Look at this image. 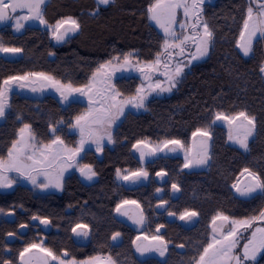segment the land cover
<instances>
[{
    "label": "trees",
    "instance_id": "trees-1",
    "mask_svg": "<svg viewBox=\"0 0 264 264\" xmlns=\"http://www.w3.org/2000/svg\"><path fill=\"white\" fill-rule=\"evenodd\" d=\"M153 3L155 0H110L107 5L97 0H48L44 6L48 23L71 17L79 29L56 44L50 31L40 26L28 25L21 33L11 25L0 27V45L23 52L17 59L0 57V89L10 77L35 71L83 88L100 65L113 57L132 53L139 60L156 59L162 51L164 35L149 20L147 10ZM253 4V0H210L199 4V24L203 21L212 32L209 54L190 68L174 90L148 99L146 111L125 113L114 131V144L104 148L99 183L95 191L85 194L101 210L106 206L112 210L123 200L138 201L147 209L151 232L156 226L153 224H165L163 236L174 245L166 260L150 258L147 264H195L210 242L214 217L224 214L248 219L264 211V195L242 197L232 187L241 176L250 178L244 172L246 168L264 179V72L260 70L264 67V39L254 41L248 56L238 47L247 9ZM133 72L117 71L105 79L113 77L115 88L127 97L136 94L139 84L145 81L143 73H155L147 69ZM44 97L36 103L14 94L0 122V158L8 155L24 124L31 125L39 138H46L50 125H70L86 109V103L76 98L64 101L52 93ZM239 112L255 118V133L247 151L229 141L226 126L215 123L217 113ZM198 129L210 132V159L205 168L190 170L184 167L182 156L160 155L145 164L150 173L147 183L128 187L116 181L117 170L135 171L142 166L133 153L137 142L178 139L187 146ZM159 175H163V185L168 190L170 210L177 214L195 211L192 224L184 225L178 220L168 223L155 215L154 190L161 181ZM173 184L179 188L177 196L170 194ZM57 203L60 200L48 199V205ZM101 217V221L106 220ZM102 226L110 227L108 223ZM175 244H183L185 251H178ZM108 245L109 238L101 236L99 250L107 251ZM117 249H113L115 255ZM254 264H264V253Z\"/></svg>",
    "mask_w": 264,
    "mask_h": 264
},
{
    "label": "snow or ice",
    "instance_id": "snow-or-ice-1",
    "mask_svg": "<svg viewBox=\"0 0 264 264\" xmlns=\"http://www.w3.org/2000/svg\"><path fill=\"white\" fill-rule=\"evenodd\" d=\"M98 4L107 5L109 0H97ZM114 2V0H113ZM45 3V0H0V22L15 19L16 30L19 31L24 27V24L21 22L23 20H38L41 24L47 25V21L44 19L41 6ZM203 3V0H192V4L189 6L187 0H155L148 8L149 20L154 21L155 24L162 29L164 33V41L162 45V51L157 53L156 59L150 64H145L140 67V71L144 72L147 69L149 72L158 71V66L163 64L165 71L161 73L166 77L165 81L157 80L155 84H149L148 88L150 92L159 91V92H170L172 88L176 86L177 78L180 77L181 73L184 70V67L187 65L183 64V61H177L176 67L171 70V61L175 56H183L186 52V45L191 41L196 48L195 53H191V58L188 60L190 65L192 60H198L208 54L209 44L212 38V32L208 29V25L205 23L203 25V35L199 32H196L195 29L199 24V13L197 10L199 4ZM183 8L184 15L189 17L190 15L197 16L196 23L192 24L194 32L193 35H178L174 29L176 24V11L177 9ZM17 9L27 10V15L25 16H13L10 13H16ZM68 27H65V26ZM53 30V36L58 41H62L69 32H75L79 28V24L76 20L71 17L67 19H62L57 21L53 25H47ZM180 27L185 28L184 24H180ZM63 29V30H61ZM260 33L264 36V3H258V11L254 16V10L252 6H249L247 9V18L244 20L243 30L241 31L240 37L244 43H238V47L241 48L243 54L248 56L251 51L252 39ZM247 34V39L245 35ZM171 38V39H169ZM198 38V39H197ZM170 49H176V52L169 51ZM21 49L18 48H5L0 45V52H19ZM167 56V62H162L161 57ZM131 53L125 54L123 57V63L121 66L131 65ZM114 60H120V57H113ZM112 64V61H108L105 64L100 65V68L97 69V72L93 74L92 80L89 81L84 88L72 89L71 85L67 87L71 91L79 92L81 95H85L89 100L88 111L80 116L76 117V123L74 127L79 128L80 130V147L76 149L64 148L63 152L67 155V159H74L75 155L82 150L84 144L91 140L97 145V151L101 150V141L104 139V135L107 136L109 143L112 142L110 128L112 123L123 114L124 106L131 104L136 108H143L144 101L147 99V95L144 94V89L138 88L137 95L126 100H118L117 97L120 95L118 92H115L110 87L107 89L104 88H95L96 76L100 73L101 69L107 68ZM261 72H264V67H261ZM31 75L39 76L45 80H51L52 78L46 76L44 73H33ZM150 79V77H148ZM27 79V76L24 77H10L9 80L4 82L5 85H9L10 81L15 80H24ZM56 85H59L57 90L64 87L60 85L59 81L54 82ZM167 83L169 86L164 87L163 85ZM23 87V85H21ZM95 88V91H94ZM36 89H33L35 91ZM150 94V93H149ZM7 88L0 89V118L5 115V108L7 107L6 103ZM98 97V99H94ZM67 99V97H64ZM114 110V111H113ZM243 119L247 121L245 125H241L238 131V134L234 137L229 134V140H233L235 143L239 144L244 150H248V137L253 134L255 127V118L248 116L245 112H239L234 117L226 116L222 113L216 114V120H226L231 125L235 121ZM93 125L100 126L104 130V135H97L93 130ZM104 125H107V128H104ZM30 126L25 124L23 128L20 129V139L14 141L12 147L8 151V159H0V187H10L13 181L9 180L6 175H3L4 172L16 171L22 176H26L33 184H36V177L43 175L45 177L46 183L40 185L41 187L47 188L53 186L56 188L61 187L60 180L63 176V171L65 167H72L71 164H62L56 179L53 181L50 179V173L48 169L53 168L57 161L63 162L65 157L61 156L59 153H56V150L53 149V145L60 144L63 145V141L57 137L50 144H42L40 147H37L33 141L35 137L29 131ZM55 131V130H53ZM28 133L25 136V133ZM200 135L208 136L207 131L197 130ZM197 133H193L195 136ZM143 143V142H139ZM164 146L173 145L176 147H182L181 141L178 139L165 140ZM176 147H172L169 151H176ZM162 150V149H160ZM144 153L141 152V158H143ZM210 157L208 155L207 142H204V147L202 150V155L198 158L189 159L187 155L185 156V168H191L195 166L206 165ZM31 163H28V162ZM30 169L28 172L26 170ZM81 175L85 178L91 180L93 176L96 175L92 169L85 165L80 169ZM36 175H32L31 173ZM244 172L251 177V182L244 187L240 188L237 184H233V188L239 193L242 197H251L254 198L255 195H264V179L251 172L249 169H244ZM119 175V172L117 173ZM147 175V173H142ZM136 175V174H134ZM127 179V177H125ZM173 189L179 190L177 185H172ZM119 209V206H118ZM172 215V213H170ZM195 211H185L180 219H191L196 216ZM34 219H37L34 217ZM219 219L222 221L221 225L218 227L215 226L216 220ZM257 221H264V211H261L258 216H254L244 220H230L228 216L218 215L213 218V229L212 237L207 246L203 247V250L199 253L198 259L195 260V264H245V262L251 260L255 261L257 254L261 251H264V227H257L251 233V238L248 239L247 243L243 245V251L241 254H235L234 250L238 245V238L241 234V230H247L253 226ZM41 223L47 224V220H41ZM224 223H230V227L227 231H224ZM82 227L77 225V228ZM86 227V226H83ZM73 232H76L77 235H87V231L77 232L76 228H73ZM11 235V233L9 234ZM120 234L115 233L112 237L115 240ZM158 239V237H154ZM38 246L33 244L29 248H26L24 252L30 251L31 248H37ZM182 247V246H181ZM45 252L46 255L52 256L53 259H56L53 256L52 252L47 249H40ZM138 251H146L147 249H141L138 247ZM159 254L163 256L165 254L164 249H157ZM22 252L21 258L24 256ZM98 257L92 258V260H98ZM109 264H112L111 257L107 258ZM4 264H9L5 261ZM60 264H64L63 261ZM86 264H91V261L86 262Z\"/></svg>",
    "mask_w": 264,
    "mask_h": 264
},
{
    "label": "flooded vegetation",
    "instance_id": "flooded-vegetation-1",
    "mask_svg": "<svg viewBox=\"0 0 264 264\" xmlns=\"http://www.w3.org/2000/svg\"><path fill=\"white\" fill-rule=\"evenodd\" d=\"M161 68H164L163 65ZM106 83L108 82L105 79L102 83L104 89H107ZM75 95L83 103L89 102L88 98L81 94L77 95L76 92L69 99L76 98ZM72 124L50 125L49 130L47 128L46 138H39L34 128L30 126V133L35 137L33 143L37 147L52 141L51 138L56 134L63 141V145L55 144L53 149L56 150V153L65 157L64 161H57L53 168L48 169L49 178L54 181L62 164L72 165V167L64 168L60 188L50 186L49 191L36 193L33 188L35 184L27 179L26 176H22L16 171L3 173L13 183L10 187H0V264H4L5 261L9 262V264H60L58 261L61 262V260L64 264H83L85 261L95 257H102L106 261H108V257H111L112 264H134L133 261L136 262L135 264H147L150 258L160 261L164 260L155 255L142 257L141 255L147 254L148 251L141 252L137 250L138 247L142 248L148 234H153L156 231L158 234L163 235L166 227L165 224H153L156 226L151 232L146 208L141 205L143 214L145 213L144 219L146 218V222L140 221L138 223V217L134 219V222H131L126 219V216L118 217L115 213V208L111 210L109 206H106L104 210H101L100 206L85 197L86 193L95 191L94 187L99 183L98 170L104 155V149L95 150L91 141L88 140L82 150L75 155L74 159H67V155L71 154L63 152L65 147L68 149L80 147V130L74 126L75 129L73 130ZM111 144H114V142L108 145ZM7 157L8 155L0 159L6 160ZM85 165L96 173L95 182L81 175L80 169ZM26 171L30 172L31 170L28 169ZM138 172L143 171L140 170ZM145 173L148 174V177L143 179L147 183L150 173L146 168ZM31 174L36 175L34 172ZM159 179L161 181L158 182L154 193L160 187L164 191H162V198L157 199L154 204L155 215L157 217L162 216L168 223H174L177 221V217L172 219L167 217V214L172 210H170V200L166 197L168 190L163 185V175H159ZM38 180L46 182L43 175L37 176L36 181ZM170 194L174 195L173 187H170ZM48 199L51 202L60 200V203L48 205ZM160 200H165L169 204L164 211H156L155 209L156 204ZM136 212V216H138V206H136ZM101 216L106 217V220L101 221ZM34 217L37 219H34ZM41 220H47L48 223H41ZM105 223H108L110 227H103L102 225ZM77 225L82 227L77 228ZM73 228H76L77 232L87 231L88 234L86 236L77 235L76 232H73ZM10 233L11 235H9ZM115 233L120 235L113 240L112 237ZM101 236L109 238L107 251L99 250ZM33 244L38 247L24 252L26 248ZM41 248L51 251L56 259L46 255L45 252L40 250ZM114 248H119L116 255L113 252ZM22 252H24L23 258L20 255ZM37 255L43 256L41 258L42 262L37 260Z\"/></svg>",
    "mask_w": 264,
    "mask_h": 264
},
{
    "label": "rangeland",
    "instance_id": "rangeland-1",
    "mask_svg": "<svg viewBox=\"0 0 264 264\" xmlns=\"http://www.w3.org/2000/svg\"><path fill=\"white\" fill-rule=\"evenodd\" d=\"M207 1H210V0H203V2H207ZM47 2H48V0H45V3L41 6L42 12H43V16H44V6H45V4ZM253 2H254V4H253L252 7H253V10H254V16H255L257 11H258V3H264V0H253ZM187 3L190 6L192 4V0H187ZM200 4H202V3H200ZM194 11H198V9L194 10ZM10 14L13 15V16H25L28 13H27L26 9L25 10L17 9L16 13H10ZM195 18H196L195 15H190L189 17H186L184 15L183 8L177 9V11H176V24L174 25V29L177 32V34L181 35V36H183V35H193L194 30L191 27V25L195 23ZM65 19H67V18H65ZM72 19H74V18H72ZM21 22L24 24V27L21 28L19 31L16 30V27H15L16 21H15V19H9V20L0 22V27H2L4 25H11L15 32L21 33V32H23L25 27L28 26V25L40 26V27L50 31L52 39H53L54 43H56V44L66 41L69 37H71L79 29L78 28L75 32H69L62 41H58L53 36V30L47 26V25H53L54 26L57 22L53 23V24H50V23L47 22V25L41 24L38 20H23ZM151 22L163 33L162 29H160L155 24L154 21H151ZM180 24H184L185 28L182 29L180 27ZM204 24L205 23L203 21H201V23L197 25V30L195 29V31H197L201 35H203V25ZM65 27H68V26L66 25ZM61 30H63V29H61ZM191 30H193V31H191ZM163 35H164V33H163ZM259 37L264 39V36L260 35V33H257V35L255 37H253V39H252V46H253L254 41L257 38H259ZM169 39H171V38H169ZM245 39H247V34L245 35ZM238 43H244V41L241 40V37L239 38ZM210 45H211V41H210V44H209L208 54H209V51H210ZM252 46H251V50H252ZM3 47H5V48H17V47H11V46H3ZM18 49H20V48H18ZM240 50H241V48H240ZM169 51L176 52L177 50L176 49H170ZM195 51H196L195 45L191 41H189L188 44L186 45L185 54L183 56H175L173 58V60L171 62V70L174 71L177 61H183V64L187 65V66L184 67V70L181 73L180 77L177 78L178 82L176 83V86L174 88H172V90H174L177 87V85L182 80L184 75L190 70V68L193 65H195L198 62H200L201 60L206 58L207 55H208L207 54L206 56H204V57H202V58H200L198 60H192L191 64L189 65L188 64V60L191 58V53H195ZM241 52L243 53L242 50H241ZM250 53H251V51H250ZM22 54H23V52H22V49H21V51L15 52V53H13V52H0V57H4V58H8V59H17V58L21 57ZM132 55L133 54L131 53V57H130L131 65L121 66L122 63H123V57H124V56H121L120 60H112V64L111 65H109L105 69H101L100 73H98L97 76H96L95 88H103V84L102 83L104 82L106 75L110 76L113 73L114 74L117 73V71H119L120 73H124V72H130L131 73V72H133V70L138 72V71H140L139 70L140 67H142L143 65L150 64V63L155 61V59L154 60H139V59H137L136 57H134ZM166 59H167L166 55L161 57L162 62H167ZM105 63H107V62H105ZM162 65L163 64L158 66V71H155V73L152 74V75L148 74L147 72L143 73V75L145 76V81L140 83L138 88L142 87L144 89V94L147 95V99L144 101V107L143 108H136V107H133L131 104H127V105L124 106L123 114L120 115L115 120V122L112 123V125H111V128H110L111 137H112V142L111 143L114 142V131L117 128L118 124L123 119V117H124V115H125V113L127 111H133V112H137V113L144 112V111L147 110L146 101L148 99H150V98H152L154 96H159V97L160 96H165V95H167L169 93V92H159L158 90L154 91V92H150V90L148 88V85L150 83L151 84H155V82L157 80H159V81H165L166 80V77L164 75H161V73H163L165 71L164 68H161ZM33 73H44L46 76H49L52 79L51 80H45V79H43V78H41L39 76L31 75ZM24 76H27V79L10 81L9 85L3 84L2 89L7 88V95H6L7 107L5 108V115L2 118H0V122L5 119L6 113L8 112V110L10 108V101H11V99L14 96L15 93L20 94L22 96H26L28 98H31L37 103V102H39L38 100L42 99L47 93H52L54 95H57V96L61 97V99L64 100V101L67 100V99L64 98L66 96L68 98V100H69V97L75 91L69 90V88L67 86L71 85L72 89H77V87H75L74 85H72L70 83H65V82L55 78L54 76H52V75H50L48 73H45V72L35 71V72H30V73L18 75L17 77H24ZM148 77H150V79ZM92 78H93V76H92ZM92 78L90 80H92ZM55 81H59L60 85H63L64 87L60 88V90H57L59 85H56L54 83ZM106 82H108V83H106L107 88L110 87L115 92H118L120 94L117 97L118 100L122 101V100L130 99V98H132V97L137 95V92H136V94L131 95V96H127V97L126 96H122V94L114 86L113 77H108L106 79ZM109 83H111L112 85L110 86ZM21 85H23V87ZM163 86L164 87H168L169 85L167 83H165ZM95 88H94V91H95ZM33 89H36V90L33 91ZM76 94L80 95L79 92H76ZM75 97H76V99H79L76 95H75ZM84 97L88 98L85 95H84ZM94 99H97V97H95ZM88 108H89V102L86 103V109H84V111L80 115L86 113L88 111ZM80 115H78V116H80ZM224 115H226V114H224ZM236 115L237 114L226 115V116L234 117ZM75 123H76V117L74 118L73 124H72V129L73 130L76 128V127L75 128L73 127ZM215 123H218V124L226 126L229 129V134H230V130H231V134L235 137L238 134L240 126L241 125H245L247 123V121H244L241 118L240 120H237V121H235V123L230 125L228 123V121H226V120H216V118H215ZM24 125L21 128H23ZM27 125H29V124H27ZM29 126H31V125H29ZM56 126H59V124H57ZM104 128H107V125H104ZM30 130H31V127H30L29 131ZM93 130H94V132L97 135H104V130L101 129L100 126H98V125H93ZM202 131H207L209 133V135L206 137V136L200 135L199 132H197V134L195 136L193 135L191 143L189 145H187V146L181 143L182 147H176V146H173V145H168L167 147H165L164 143H163L164 141L163 142H151L149 140H142V141H139V142H143V143L137 142L136 144H134L133 149H134L135 155L140 159V161L142 163V166L137 168L135 171L134 170H124V169L117 170L116 175H115L116 176V181L119 182V183H122L123 185H126L128 187H134V186H139V185L145 184L146 180H144L143 178L135 177L134 174L136 172L140 171V170L145 172L144 165L148 161H151V160L155 159L156 157H158L160 155H170V156L180 155V156H182L184 158V161H185V156L186 155H187V157L189 159L198 158L200 155H202V150H203L205 141L207 142L208 155H210V132L208 130H202ZM254 133H255V127H254V130H253V134L248 137V142L253 137ZM27 135H28V133L26 132L25 136H27ZM57 137H60V136L56 134L54 137L51 138V140L53 141ZM18 139H20V130L18 132V136H17L16 141ZM52 141L47 142V144H50ZM229 141L232 144L239 146V144L235 143L233 140H229ZM91 143L93 145V148L95 150H97V145L95 143H93L92 141H91ZM108 144H110V143H109V141L107 139V136L104 135V139L101 141V149H104L105 146L108 145ZM172 147H176V151H169V149L172 148ZM160 149H162V150H160ZM141 152L144 153L143 158H141ZM7 159H8V157H7ZM28 163H31V162L29 161ZM184 164H185V162H184ZM201 168H205V165L195 166V167H191V168H187V169L192 170V169H201ZM118 172H119V175L117 174ZM125 177H127V179H125ZM60 181H62V180H60ZM46 182L43 181V180H38L36 182V184L34 185V187H33L36 190L35 192L36 193H40V192L41 193H45L46 191H49L50 186L47 187V188H44V187L40 186V185H42L43 183H46ZM250 182H251V177L248 178V179H245L244 176H241L236 184L240 188L243 189ZM118 206H119V209H118ZM136 206L139 207L138 216H136L137 215ZM114 208H115V213H116V215L118 217L119 216H126V219L128 221H131V222H134V219L136 217H138V219L136 218L138 223L140 221L143 222V223L146 222V218L144 219L145 213L143 214V210L141 209L142 207L139 204V202L136 201V200H130V199L129 200H123L119 204H117V206L114 207ZM183 213L177 214V220L180 221L184 225L192 224L193 223V219H194L193 217L190 220L189 219H184V220L180 219V216ZM218 215H224V214H218ZM224 216H227V215H224ZM229 218H230V220H244V219H235V218H231V217H229ZM149 221H148V223H149ZM221 223H222V221L217 219L216 223H215V226L219 228ZM229 227H230V223H224L223 230L227 231L229 229ZM257 227H264V221H257V222H255L253 224V226L251 228H249L247 230H243V229L241 230V234H240V236L238 238L237 248L234 250L235 254H241L242 253L243 245L245 243H247L249 238H251V233ZM212 229H213V221L211 223V237H212V234H213L212 233ZM154 237H158V239H154ZM173 245L174 244L171 241L166 239L162 234H158L155 231V232H153V234L150 233V234L147 235L142 248L140 247L141 249H147V251H148L147 254L144 253V255H141V256L142 257H147V256L155 255V256H157V257H159L161 259L166 260V256L168 255V252H169L170 248ZM177 245L178 244H175V247ZM161 248L164 249V251H165V254L163 256H161L159 254V251H157V249H161ZM263 253H264V251L259 252L257 254V257H256L255 261L249 260V261L245 262V264H254V263H256L261 258ZM37 258H38L37 260H40V262L43 261V260H41V258H43V256L37 255ZM98 258H99L98 260L90 259L88 261H85V263H83V264H86V262H89V261H91V264H109V262L106 261L104 258H102V257H98ZM58 262L60 263V261H58Z\"/></svg>",
    "mask_w": 264,
    "mask_h": 264
},
{
    "label": "water",
    "instance_id": "water-1",
    "mask_svg": "<svg viewBox=\"0 0 264 264\" xmlns=\"http://www.w3.org/2000/svg\"><path fill=\"white\" fill-rule=\"evenodd\" d=\"M142 173H145V172H137V173H135L136 175H134V176H135V177H142V178H146V177H148V174L145 176V175H143ZM91 181H92V182H95V181H96V177L93 176L92 179H91ZM91 181H90V182H91ZM177 188H178V187H177ZM178 189H179V188H178ZM162 191H164V189L161 188V187L158 188V189L156 190V192H155V197H156L157 199L162 198ZM173 192H174L175 195L177 196L178 193H179V190H175V189H173ZM168 206H169V204H168L167 201H165V200H160V201L156 204L155 209H156V211H164V210H166V209L168 208ZM170 213H172V215H170ZM167 217H170L171 219H172V218H176V217H177V214H176L175 212H173V211H170V212L167 214ZM181 246H182V247H181ZM177 249H178L179 251H184V245H182V244L178 245Z\"/></svg>",
    "mask_w": 264,
    "mask_h": 264
}]
</instances>
